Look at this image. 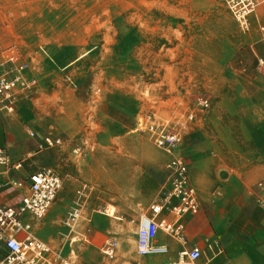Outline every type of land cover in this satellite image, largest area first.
I'll use <instances>...</instances> for the list:
<instances>
[{
  "label": "rangeland",
  "instance_id": "374dc122",
  "mask_svg": "<svg viewBox=\"0 0 264 264\" xmlns=\"http://www.w3.org/2000/svg\"><path fill=\"white\" fill-rule=\"evenodd\" d=\"M169 4L187 9L186 19H181L187 22L185 28H179L178 12L171 14L176 16L167 28L162 8ZM217 6L227 9L223 0H0V73L12 68L7 60L16 56L28 65V79L36 81L34 87L16 92L11 115L21 120L24 140L29 129L36 132V139L43 134L63 141L60 147L36 157L31 154L27 165L50 166L61 177L62 189H69L67 202L58 200V195L54 201L60 208L52 234L57 244L66 243V250H73L75 264L136 263L134 224H125L121 242L114 233L88 229L87 220L103 216L98 211L108 205L116 210L114 220H122L116 217L114 206L115 198L121 202L114 192L121 191L106 179V172L118 160L130 161L134 177L143 171L150 173L156 202L164 198L168 157L154 147L147 133L134 130L135 122L154 115L178 129V122L192 114L190 125L180 129V149L186 154V145L191 142L186 138L197 127L196 122L202 125L198 116L209 112L217 99L212 91L228 83V76L199 75L207 71L192 65L196 56L205 65L211 54L205 46L195 44L193 26L196 22L205 24ZM235 24L239 34L252 36V45L238 49V58L234 56L229 63L232 73L228 79L252 95L254 84L264 76V42L254 43L259 34H244ZM57 54H62L64 65L58 63ZM179 58H183L181 66ZM260 60L262 65H258ZM198 98L209 102L203 112L195 104ZM46 103L56 105L55 117L64 126L40 124L34 109ZM41 111L42 120L49 121L52 110ZM32 149L37 150L36 144ZM144 151L152 155L150 159L144 157ZM6 152L12 157L13 152L8 148ZM259 182L264 185V181ZM259 182L253 188L261 191ZM107 195L109 202L101 205ZM128 197L133 198L132 194ZM73 208L80 211V218L71 230L67 216ZM110 239L118 243L112 259L101 252Z\"/></svg>",
  "mask_w": 264,
  "mask_h": 264
},
{
  "label": "crops",
  "instance_id": "0c3cea01",
  "mask_svg": "<svg viewBox=\"0 0 264 264\" xmlns=\"http://www.w3.org/2000/svg\"><path fill=\"white\" fill-rule=\"evenodd\" d=\"M162 9L166 14L163 18H167V28H170V20L176 16L171 14L175 12L179 13V28L187 25V22L181 21L186 19L187 13L182 5H163ZM193 27L195 44L205 46L211 53L206 57L205 65L196 56L192 64L194 69L207 71L199 75L228 76L226 85H219L212 91L217 99L211 103L209 112L198 116L202 119L201 127L200 121L196 122L194 125L197 127L186 138V141H191L186 145V154L179 150L188 165L190 185L195 190L199 208L194 214L184 215L177 223L173 214L164 212L161 219L174 223L178 236L160 230L156 244L166 246L167 253L137 256L135 264H184L178 263V253L193 247H198L202 252L194 264H264V190L253 188L256 182L264 181V76L254 84L256 90L252 95L246 94L243 85L230 83L228 78L232 68L229 63L238 49L252 45V36H242L237 32L227 9L215 7L205 24L196 22ZM253 31L258 33L256 29ZM254 43L262 42L258 38ZM55 58L60 65H64L62 54H57ZM178 61V66H181L183 58ZM27 73L25 77L28 79ZM180 74L178 72L177 75ZM55 107V104L46 103L44 107L34 109L41 125H47L48 122L65 125L57 122ZM48 109L52 110L49 121L46 117L42 120L44 116L41 110ZM44 136L41 134L38 139H30L26 134L24 140L21 120L15 114H0V147L13 152L12 157H8L6 152L7 164L0 166V194L3 193L0 195V205H16L21 197L17 183L23 182L33 171L44 168L27 165L28 160L32 159L31 154L36 157L43 152L38 149L34 152L32 148ZM145 151L144 157L150 159L152 155L145 154ZM19 161H23L21 167L16 168ZM116 163L106 172V179L113 181L116 189L121 191L114 192L117 197H121V202L120 198H115L114 206L119 215L116 217L122 220H114L116 210L108 205L104 211H98L103 216L90 218L87 222L90 223L88 229L105 235L114 233L117 240L122 242L125 224L130 222L137 227L140 216L149 214V207L157 199L154 178L150 173L143 171L142 175L134 177L131 175L130 161L118 160ZM62 190L58 193V200L67 202L69 189L65 187ZM131 194L132 199L128 197ZM108 198V195L104 196L101 205H106ZM59 208L53 203L42 219L32 223L33 235L53 248L61 249L66 256L71 254L73 257V250H66V243L57 244L52 234ZM72 243L73 240L69 242V248ZM132 248L135 249L134 242Z\"/></svg>",
  "mask_w": 264,
  "mask_h": 264
},
{
  "label": "built area",
  "instance_id": "2783aa9c",
  "mask_svg": "<svg viewBox=\"0 0 264 264\" xmlns=\"http://www.w3.org/2000/svg\"><path fill=\"white\" fill-rule=\"evenodd\" d=\"M227 10L237 23L242 33L256 29L259 42L264 41V0H223ZM12 65L6 73H0V114H11L14 111L15 95L20 89H30L36 85L33 79H27L25 73L28 65L18 60L16 56L8 58ZM260 60L258 65H262ZM196 106L202 112L209 107L207 99L198 98ZM193 121V115H188L178 122V129L161 123L154 115L140 117L135 122V131L147 133L154 147L168 157L164 168L165 182L162 189L164 198L149 207V214L141 215L137 222L135 251L137 256L162 255L167 253V247L156 244L158 232L178 236L174 223L161 219L164 212L175 217V222L186 214L197 212L199 205L195 190L190 185L188 165L179 153L184 129ZM28 138H35V132L27 130ZM63 141L58 137L44 136L37 144L38 151L60 147ZM23 161L16 164L20 168ZM6 150L0 147V166H6ZM61 177L50 167H44L30 173L23 182L17 183L21 197L16 205H0V264H75V260L63 254L49 244L33 235V221L42 219L50 210L58 193L62 189ZM258 187L264 190L263 183ZM80 218V211L73 208L68 213L67 225L71 230ZM118 243L106 240L101 248L102 254L112 259ZM201 250L193 247L178 253L179 262L194 264L201 257Z\"/></svg>",
  "mask_w": 264,
  "mask_h": 264
},
{
  "label": "trees",
  "instance_id": "16d2710c",
  "mask_svg": "<svg viewBox=\"0 0 264 264\" xmlns=\"http://www.w3.org/2000/svg\"><path fill=\"white\" fill-rule=\"evenodd\" d=\"M235 57L238 58V52L235 54ZM153 174V173H152ZM154 175V174H153ZM154 177H156V175H154Z\"/></svg>",
  "mask_w": 264,
  "mask_h": 264
},
{
  "label": "bare ground",
  "instance_id": "6f19581e",
  "mask_svg": "<svg viewBox=\"0 0 264 264\" xmlns=\"http://www.w3.org/2000/svg\"><path fill=\"white\" fill-rule=\"evenodd\" d=\"M50 61H52V58L51 57H50ZM76 224H77V222H76ZM73 230H74V228H73ZM171 264H174V263L171 262Z\"/></svg>",
  "mask_w": 264,
  "mask_h": 264
}]
</instances>
